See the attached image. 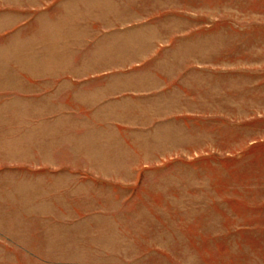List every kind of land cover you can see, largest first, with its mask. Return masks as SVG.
<instances>
[{"label": "rangeland", "instance_id": "obj_1", "mask_svg": "<svg viewBox=\"0 0 264 264\" xmlns=\"http://www.w3.org/2000/svg\"><path fill=\"white\" fill-rule=\"evenodd\" d=\"M0 264H264V0H0Z\"/></svg>", "mask_w": 264, "mask_h": 264}]
</instances>
